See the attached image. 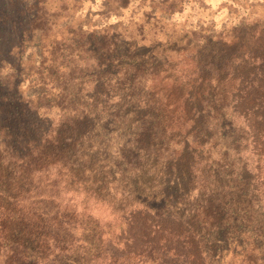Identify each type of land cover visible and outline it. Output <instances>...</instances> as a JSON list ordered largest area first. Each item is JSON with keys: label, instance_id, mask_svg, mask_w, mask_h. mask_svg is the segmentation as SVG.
<instances>
[{"label": "trees", "instance_id": "obj_1", "mask_svg": "<svg viewBox=\"0 0 264 264\" xmlns=\"http://www.w3.org/2000/svg\"><path fill=\"white\" fill-rule=\"evenodd\" d=\"M150 2L144 17L154 27L208 7ZM30 13L0 17V161L22 183L17 195L0 191V246L12 248L11 256L0 251V264L19 256L43 264H206L213 232L256 222L255 209L264 208L260 38L232 55L223 50L216 63L205 48L142 44L141 32L127 57L98 45L103 54L68 70L45 55L54 49L34 42L40 18L29 21ZM29 47L36 54L24 58ZM143 52H151L145 63ZM111 191L115 202L103 196ZM18 235L30 239L23 253ZM34 243L46 254H26Z\"/></svg>", "mask_w": 264, "mask_h": 264}, {"label": "rangeland", "instance_id": "obj_2", "mask_svg": "<svg viewBox=\"0 0 264 264\" xmlns=\"http://www.w3.org/2000/svg\"><path fill=\"white\" fill-rule=\"evenodd\" d=\"M150 4V0H0V17H10L16 11L27 8L31 11L29 21L31 15H38L40 21L36 24L40 28L37 30L39 32L34 33V42L40 41L47 49H54L53 52L47 50L45 55L54 56L56 65L67 67L68 70L78 61L83 65L84 61L80 59L88 60L92 58V54L96 53L98 57L103 54L98 45L108 47L113 56L127 57L126 47L131 45L132 37L141 32L143 34L139 39L143 38L142 44L161 46L162 49L166 47L173 52L187 51L193 47L205 48L206 54L203 56L210 55L209 60L216 63L225 49L229 48L228 55H232L238 47L256 43L257 38L264 45V0H205L207 8L199 10V4L195 6L197 18L189 17L188 9L179 18L174 16L173 20L177 19L178 22L166 24L163 21V26L158 27L146 23L144 13L150 14ZM150 20L154 19L151 17ZM28 28H32V24ZM196 28L202 29V36L191 34ZM205 36L208 39L198 40ZM36 51L32 47L27 48L23 53L24 58L36 54ZM150 53L143 52L138 59L145 63ZM27 95L24 92V96ZM47 114L57 123V110ZM101 172L108 173L104 169ZM18 177L15 167L0 161V191L17 195L22 186ZM149 178L145 177L144 180L148 182ZM113 192H104L103 196L108 201L115 202ZM242 204L243 202L239 213L244 212ZM257 208L256 222L246 224L245 230L234 232L235 230L223 228L213 232L206 244V264H264V208ZM29 232V229L26 230L25 236ZM255 232L259 237L254 236ZM24 240L21 235L17 236L16 245H20L18 251L21 253ZM24 247L26 254L33 252L35 257L46 254L36 243ZM11 249L9 245L0 246L2 255L5 252L11 256ZM14 258L15 262L10 264H43L33 259H24L23 256Z\"/></svg>", "mask_w": 264, "mask_h": 264}]
</instances>
